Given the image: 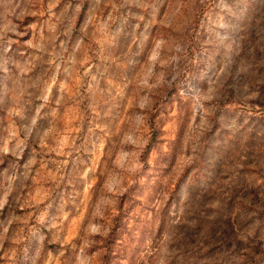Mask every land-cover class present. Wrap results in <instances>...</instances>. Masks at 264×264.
<instances>
[{
	"label": "rangeland",
	"instance_id": "1",
	"mask_svg": "<svg viewBox=\"0 0 264 264\" xmlns=\"http://www.w3.org/2000/svg\"><path fill=\"white\" fill-rule=\"evenodd\" d=\"M0 264H264V0H0Z\"/></svg>",
	"mask_w": 264,
	"mask_h": 264
}]
</instances>
